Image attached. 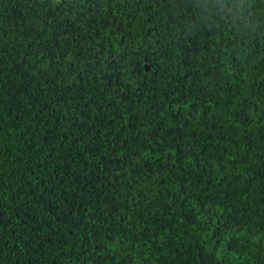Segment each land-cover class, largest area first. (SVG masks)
Masks as SVG:
<instances>
[{
    "label": "trees",
    "instance_id": "16d2710c",
    "mask_svg": "<svg viewBox=\"0 0 264 264\" xmlns=\"http://www.w3.org/2000/svg\"><path fill=\"white\" fill-rule=\"evenodd\" d=\"M87 242L264 264V0H0V264Z\"/></svg>",
    "mask_w": 264,
    "mask_h": 264
},
{
    "label": "bare ground",
    "instance_id": "6f19581e",
    "mask_svg": "<svg viewBox=\"0 0 264 264\" xmlns=\"http://www.w3.org/2000/svg\"><path fill=\"white\" fill-rule=\"evenodd\" d=\"M249 174L251 175L254 173L249 172ZM130 204H131L130 208L133 209L131 211H133L135 215H137L139 218L141 216V218L143 219H148L151 214H154L152 211H148L144 213L139 211L137 207L138 204L137 196L130 201ZM206 210L209 211L210 209H206ZM146 216H148V218H146ZM111 223L112 225L116 226L113 221ZM116 227H117L116 237L120 238L119 244L121 246H127L130 243H133L134 241L133 235H136L134 230H137L138 227L136 228L131 225H124L122 223H119L118 226ZM220 228H221V224H219V226L216 228L217 231L213 233L212 237H216L218 235ZM209 230L210 228L208 224L203 225L197 232V237L199 239L204 238L208 234ZM135 242L137 243L139 241H135ZM85 245L86 246L80 247L78 252H75L74 254L72 252L69 253V256L67 257L68 259L67 261L59 260L54 262V264H121L120 259L118 257L119 254H117V259H115L111 263H108L102 258L100 254V248H98L99 246L98 244H94V243L88 244L87 242L85 243ZM205 255L206 254H199L198 256L196 255L194 256V259H196L197 262L203 261ZM213 257H214V264H216L217 261H220V258L215 253H213ZM136 261H137L136 253L125 255V262L135 263ZM140 264H166V263L163 259H161V257L151 258V256L145 255ZM225 264H240V260L239 258H235L226 254Z\"/></svg>",
    "mask_w": 264,
    "mask_h": 264
},
{
    "label": "clouds",
    "instance_id": "9594fccd",
    "mask_svg": "<svg viewBox=\"0 0 264 264\" xmlns=\"http://www.w3.org/2000/svg\"><path fill=\"white\" fill-rule=\"evenodd\" d=\"M238 10H239V8H238ZM213 233L214 232L211 233V239L210 240H212L214 243H218L221 241L225 242L224 239L219 234L216 237H212Z\"/></svg>",
    "mask_w": 264,
    "mask_h": 264
}]
</instances>
